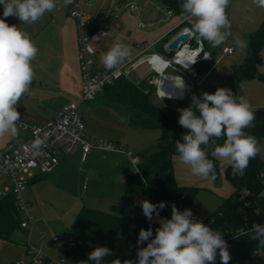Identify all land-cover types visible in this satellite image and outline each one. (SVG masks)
Listing matches in <instances>:
<instances>
[{
    "label": "clouds",
    "instance_id": "clouds-1",
    "mask_svg": "<svg viewBox=\"0 0 264 264\" xmlns=\"http://www.w3.org/2000/svg\"><path fill=\"white\" fill-rule=\"evenodd\" d=\"M72 2L63 0L65 6ZM253 3L264 8V0H253ZM229 4L230 0H182L180 8L191 23L188 31L215 48L231 35V22L226 12ZM0 5H3L4 18L16 16L21 23H35L57 7V0H0ZM235 44L241 50L247 47L246 41L238 38ZM37 53L38 48L27 32L0 18V137L18 132L21 115L17 105L29 92L34 78L32 61ZM129 56L130 49L118 41L103 54L101 61L106 70L112 71ZM196 61L190 60L189 64ZM181 87H185L182 80ZM161 96L171 99L165 92H161ZM178 111L179 125L189 131L182 136L183 142H176V150L194 176L216 179L214 164L202 145H209L210 140L216 145L222 137V146L216 145L212 155L226 160L233 175L244 174L250 159L260 151L256 139L245 132V129L254 127L256 115L246 97L235 96L230 89L221 87L214 93L203 92L200 97L193 94L191 107ZM39 144L37 141L34 147ZM140 203L149 221H152L153 213L159 217V210L165 207L163 201L158 205L147 200ZM192 217L190 209L181 212L172 204L171 218L159 221L154 237L151 227L141 229L137 244L148 243L146 247L138 248V264H215L217 255L221 264H228L231 256L222 234ZM251 231L252 239L264 246V224H254ZM108 255H111V249L96 247L89 253L88 261L101 264ZM125 264L133 262L126 261Z\"/></svg>",
    "mask_w": 264,
    "mask_h": 264
},
{
    "label": "trees",
    "instance_id": "trees-1",
    "mask_svg": "<svg viewBox=\"0 0 264 264\" xmlns=\"http://www.w3.org/2000/svg\"><path fill=\"white\" fill-rule=\"evenodd\" d=\"M168 8L177 16L183 18L180 5L182 0H164ZM177 28L161 44L167 42ZM206 49L211 45L204 40ZM264 24L261 29L248 38L247 58L245 62L234 67L233 79L238 82L260 81L264 84ZM211 62L201 63L199 72H207ZM154 87L145 80L135 84L127 78H122L105 89L104 95L115 102L131 108L129 125L131 128L142 131L159 130L161 138L158 141L156 152L147 151L141 157L138 173L142 176L145 185L133 187L126 182V197L122 204L110 206L104 212L84 207L78 214L69 235L74 238L78 246L76 258L79 264H94L88 261V255L96 247H108L111 255L105 256L101 264H125L132 261L138 264L137 251L146 247L148 241L138 245L141 229L153 231L159 227L149 221L144 215L141 201L147 200L153 204L165 202V207L159 210V216L171 218L172 204L179 211L190 209L195 202L200 189L179 186L175 180L173 157L180 156L176 150V142H183L182 136L188 130L182 128L178 119L179 109L191 107V99L184 102L168 101L159 107L152 103ZM254 127L245 129L248 135L264 138V112H254ZM223 144V140L216 145ZM216 145H209L205 149L208 159L212 160L216 179L221 175L220 161L212 155ZM264 160L257 154L250 159L243 175H233L229 164L226 171V180L234 187V193L225 199L219 210L212 216L216 217V230L222 234L227 242L231 259L228 264H264V246L252 239V226L264 224ZM166 182L165 187H159L155 179ZM248 204V207H246ZM153 215H156L153 213ZM22 218L18 212L16 200L12 194L0 201V239L11 240L20 228ZM151 239V238H150ZM215 264H221L217 255Z\"/></svg>",
    "mask_w": 264,
    "mask_h": 264
},
{
    "label": "built area",
    "instance_id": "built-area-1",
    "mask_svg": "<svg viewBox=\"0 0 264 264\" xmlns=\"http://www.w3.org/2000/svg\"><path fill=\"white\" fill-rule=\"evenodd\" d=\"M127 1L136 3L138 0ZM54 10H64L76 24L78 60L83 80V102L97 100L104 94L107 87L122 78L131 80L130 77L142 66H146L149 70L145 81L154 87V96L158 100L165 103L174 101L173 93L175 91H181L182 98L179 102L191 99L193 94L197 97L201 96V86L207 72L200 73L199 65L211 62L213 56L206 49L205 41L198 40L188 31L191 28V23L185 17L182 18L177 33L163 43L164 54L156 52L152 45H140L138 57L127 58L121 67L107 71L97 68L95 57L99 46L104 41L115 38L121 33L122 26L118 22L119 17L113 13L106 17L91 16L83 10L81 0H73L72 4L67 6L63 0H57V7ZM182 34H189L188 39L181 44L178 50L171 49V43ZM233 53V48L224 50L226 55ZM205 56L208 58L205 59ZM190 60L197 61L194 64H189ZM187 64L188 66L185 67ZM181 80L185 87H181ZM161 92L170 95L171 99L162 97ZM18 125L27 133V136L13 139L0 153V180L4 177L10 180L9 187L1 188L0 186V201L12 194L16 200L18 212L28 215L26 219H22L19 228V231L27 235L28 240L24 256L21 260L11 264H79L76 258L77 243L69 235L60 238L40 234L38 236L40 247L33 246L32 237L36 227L33 218L29 217V205L23 199V192L28 187L30 180L36 177V173L52 174L60 167L61 157L71 156L79 149L82 151L84 162L93 149L123 152V148L114 143L94 142L89 139L85 134L86 123L81 115L80 104L77 102L69 103L63 107L53 120L43 126H29L24 123H18ZM37 141H40L39 147H34ZM126 155L138 170L141 158L134 156L132 152H126ZM192 218L217 231L216 217L210 215L200 218L193 214ZM161 219L170 218L153 215L152 221L155 225L160 226ZM49 245L58 247L62 255L55 257L46 253L44 249Z\"/></svg>",
    "mask_w": 264,
    "mask_h": 264
},
{
    "label": "crops",
    "instance_id": "crops-1",
    "mask_svg": "<svg viewBox=\"0 0 264 264\" xmlns=\"http://www.w3.org/2000/svg\"><path fill=\"white\" fill-rule=\"evenodd\" d=\"M107 1L84 0L83 3L81 0L83 10L89 15L106 17V15L113 13L119 17L118 22L122 26L121 33L117 37L106 40L99 46L95 57L98 69L106 70L101 57L118 41L130 49V56L128 58L139 56L140 45H152L156 52L165 53L159 46L163 39L180 27L182 18L173 13L164 0L160 1L164 3L166 12L160 15L157 12L163 11L161 6H156L155 4L154 9L152 5V3H157V0H138L136 3H131L127 0H115L113 3L117 7L110 11L105 10ZM1 8L0 18L5 19L10 26L16 25L22 31L27 32L38 48V53L32 61L34 78L29 92L21 97L17 105V111L21 115V121L18 123H24L29 126H43L53 120L63 107L69 103L77 102L80 104V110L86 123L85 134L94 142L114 143L122 146L129 136L136 134L135 132H160L161 138V131L159 130L142 131L131 128L129 125L132 113L131 108L108 99L104 94L95 103L83 102V80L78 60L77 29L74 20L65 11L53 10L35 23H21L18 25L19 19L18 22L11 23L9 17H3V6ZM148 75L149 70L146 66H142L134 74L139 82L145 80ZM85 103H87L86 106ZM26 136L27 133L18 125L17 134H5L0 137V153L13 139ZM77 152L80 153L79 158L84 165L88 161L97 163V156L100 155L98 152H104V160L108 167H110V170L100 172V177L110 179L111 177L120 175L124 182L127 180L124 176L125 172L122 169L123 161L126 160L125 156H127L124 153L93 149L83 162L82 151L79 149L75 153ZM74 154L63 157L61 165L57 170L61 166L70 165V158ZM116 156H121V159L118 157V160L112 162ZM173 165L175 180L179 186L200 189L196 198H199L201 194L212 196L214 201H210L209 209L204 213L206 216L216 213L223 201L229 198L235 191L234 187L225 177V171L229 164H226V166L225 164L220 165L222 173L221 181L194 176L191 173L190 166L184 164L180 156L173 157ZM37 175L39 173H36V177L30 180L28 187L34 184L37 180ZM0 186L1 188L9 187V178H2ZM27 188L23 192L25 202H27ZM195 201H197L195 204L199 208L200 200L195 199Z\"/></svg>",
    "mask_w": 264,
    "mask_h": 264
},
{
    "label": "rangeland",
    "instance_id": "rangeland-1",
    "mask_svg": "<svg viewBox=\"0 0 264 264\" xmlns=\"http://www.w3.org/2000/svg\"><path fill=\"white\" fill-rule=\"evenodd\" d=\"M114 1L108 0L105 10L110 11L115 9L117 6L115 7ZM82 2L84 3V0ZM155 4L156 6H161L163 9L162 12H157L159 15L166 12L163 2L157 0V3H152L154 9ZM0 9H2L1 6ZM226 12L231 22V35L220 46L215 48L210 47L209 51L214 60L203 80L201 86L202 93H214L217 88H227L235 96L246 97L252 106L253 112H264V84L256 80L238 82L233 79L234 67L243 64L247 58V47L243 50L239 49L235 44V40L237 38L241 39L246 41L248 45L249 36L258 32L264 24V8L256 6L253 0H230ZM9 19L11 23L18 22V17L16 16H9ZM20 24L21 22L19 21L18 25ZM159 48L163 49V44ZM226 48H233L234 53L232 55L224 54ZM262 57L264 60V50ZM95 101L88 103H95ZM151 101L159 107L165 103L158 100L156 96H152ZM197 115H199L198 110ZM135 133L124 141L125 145H122L123 152L118 151L119 153L122 152L126 155V152H132L134 156L140 157L147 151L156 152L158 150L157 144L160 132ZM254 138L260 149L259 155L264 160V138ZM222 140L223 137L218 139L216 143ZM209 143L212 144V141L210 140ZM98 153L100 155L97 156V163L88 161L84 165L79 158L80 153L77 152L70 158V165L61 166L59 170L52 174L37 175V180L34 184L27 188L26 198L29 205V217L33 218L36 227V231L32 237L33 246L40 247L38 240L40 234H46L49 237H66L70 233L78 214L84 207L107 212L110 206L124 202L127 180L124 182L120 175H116L114 176L115 178L111 177L110 179L100 177L99 173L109 171L110 167H108L104 160V152ZM118 157L121 159V156H116L112 162L118 160ZM62 159L63 157H61ZM125 159L122 167L125 172L124 176L127 178L137 174V169L131 164L127 156H125ZM219 160L220 165L225 164L226 166V164H229L226 160ZM221 179L222 173L217 181H221ZM196 199L200 200V206L197 208L195 204L197 201H195L192 206V213L200 218H204L206 217L204 215L205 211L209 209L210 201L214 200L209 194H201ZM20 216L22 219L28 217L26 213H22ZM19 230L15 232L9 241L0 239V264H11L23 258L28 240L27 235H24ZM44 250L55 257L62 255L60 249L54 245H49Z\"/></svg>",
    "mask_w": 264,
    "mask_h": 264
},
{
    "label": "water",
    "instance_id": "water-1",
    "mask_svg": "<svg viewBox=\"0 0 264 264\" xmlns=\"http://www.w3.org/2000/svg\"><path fill=\"white\" fill-rule=\"evenodd\" d=\"M189 37V34H182L180 35L176 40H174L171 45L170 48L171 49H179L181 44L184 43ZM131 81L134 82L135 84L139 83V80L132 75L130 77ZM181 91H175L174 94V101L179 102L180 98H182V95L180 94ZM155 183L159 186V187H165L166 186V182L163 179L157 178L155 179ZM127 184L133 187H143L145 185V182L142 178V176L137 173L135 175H131L129 177H127Z\"/></svg>",
    "mask_w": 264,
    "mask_h": 264
}]
</instances>
